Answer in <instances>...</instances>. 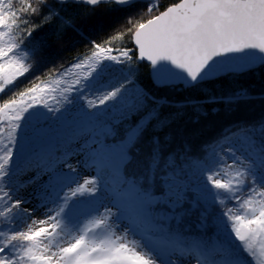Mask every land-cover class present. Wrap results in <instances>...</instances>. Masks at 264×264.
I'll use <instances>...</instances> for the list:
<instances>
[{
  "label": "snow or ice",
  "instance_id": "obj_1",
  "mask_svg": "<svg viewBox=\"0 0 264 264\" xmlns=\"http://www.w3.org/2000/svg\"><path fill=\"white\" fill-rule=\"evenodd\" d=\"M102 8L134 13L86 39ZM70 33L82 50L36 74ZM256 73L264 0H0V264H264V117L196 146L178 129Z\"/></svg>",
  "mask_w": 264,
  "mask_h": 264
},
{
  "label": "trees",
  "instance_id": "obj_2",
  "mask_svg": "<svg viewBox=\"0 0 264 264\" xmlns=\"http://www.w3.org/2000/svg\"><path fill=\"white\" fill-rule=\"evenodd\" d=\"M170 0H162L167 4ZM134 13V9L127 11H116L102 8L87 17L82 23L86 39H103L115 34L122 29L126 23V17ZM48 41L49 47L42 56H38L34 63L38 66L35 71L40 74L52 66L67 64L83 48L84 41L75 33L57 41L55 37L48 35L44 37ZM116 43H119L117 41ZM140 83L142 87L151 89L158 96L168 99L170 102L180 103L186 99L194 98L196 94L187 91L176 90L159 92L151 84L149 69L144 68L140 73ZM244 87L248 90L249 99L234 106L229 110L224 106L215 105L205 108L207 116L198 117L197 114L187 109L181 120L178 121V129L183 133L184 138L193 146L198 145L204 139L211 137L222 126L237 119L255 120L264 117V74L256 73L241 77L238 81H229L213 86L217 94L230 92L234 89ZM211 91V90H210Z\"/></svg>",
  "mask_w": 264,
  "mask_h": 264
},
{
  "label": "water",
  "instance_id": "obj_3",
  "mask_svg": "<svg viewBox=\"0 0 264 264\" xmlns=\"http://www.w3.org/2000/svg\"><path fill=\"white\" fill-rule=\"evenodd\" d=\"M141 2H142V0H141ZM149 78H150V80H151L150 72H149Z\"/></svg>",
  "mask_w": 264,
  "mask_h": 264
},
{
  "label": "rangeland",
  "instance_id": "obj_4",
  "mask_svg": "<svg viewBox=\"0 0 264 264\" xmlns=\"http://www.w3.org/2000/svg\"><path fill=\"white\" fill-rule=\"evenodd\" d=\"M85 175H87V173H85Z\"/></svg>",
  "mask_w": 264,
  "mask_h": 264
}]
</instances>
